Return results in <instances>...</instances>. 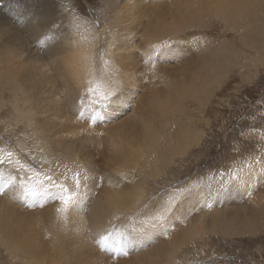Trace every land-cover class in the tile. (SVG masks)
I'll use <instances>...</instances> for the list:
<instances>
[{
    "label": "rangeland",
    "instance_id": "374dc122",
    "mask_svg": "<svg viewBox=\"0 0 264 264\" xmlns=\"http://www.w3.org/2000/svg\"><path fill=\"white\" fill-rule=\"evenodd\" d=\"M128 1L132 8L131 14L138 16L155 2L164 3L167 0ZM258 1L263 9L259 4L256 8ZM4 2L5 0L0 2V40L4 37L12 48L10 47V51L6 53L8 57L5 58L6 61H1L3 65L0 63V76H2L0 77V160L3 161L0 162V186L9 179L12 183L0 192V264H139V262L141 264L145 262L147 264L152 262L153 264H264V230L246 229L231 235L224 230L219 231L207 226L206 223L212 220L215 225L219 224V219H223L221 210L227 211V209L222 208L221 202H218L207 211L204 195L208 187L211 199H218V195H212L216 191L211 190H217L218 185L222 184L220 178H226L227 188L231 185L236 189L238 206L241 203L250 217L259 210L260 206H264V28L262 27L264 0L252 3V9L246 17L238 13L227 19L221 13L210 12L202 24L195 23L192 28L184 31L182 35L179 34L176 39H170L168 45L159 46V44V51L155 53V61H159L150 64L146 60H141L135 75L131 72L124 74L126 84L123 90L111 79L105 78V85L98 82L97 85L101 87L96 89L99 91L104 92L108 89V93L120 95L121 103L114 105V108L126 105L127 112L134 110L133 107L136 108L134 121L126 122V125L129 123L128 126L133 127L128 129L125 123L123 126L127 127L124 129L125 135L131 137L133 134L132 137H134L137 134V136L133 140L131 137V145L126 142L123 153L118 154H115L114 150L119 146L116 144L119 143L117 135L123 131V126L119 127L121 115L108 117V113H104L100 104L93 103L95 97L90 92H79L78 95H82V98L77 96V99L68 93L66 87L59 86L60 82L55 79L56 71L52 66L53 63L56 64L55 57L46 56V52L41 53L42 50L34 44L35 41L29 40L26 27L20 19L23 16L21 13L25 14L27 9H31L32 14L37 15L36 20L41 21L40 24L55 23L58 19L62 21L65 18L64 13H58L60 3L68 10L75 11L77 15L88 18L101 31L100 44L96 45V72L97 76L103 77L104 58L110 40L108 36L110 28L107 27L106 20L112 7L109 0H30L28 2L27 0H6ZM13 2H18L16 9L14 13L8 14L5 5L8 4L9 7V4ZM37 2L39 8H42L45 3L53 2V7H50L51 12L46 14L42 10L38 15ZM240 3L244 5L245 0H240ZM242 5L234 4L232 9L238 11ZM251 17L254 19L253 25L246 20ZM56 25L59 26V22ZM261 27L263 32L260 31ZM132 34L134 33L126 36H132ZM14 37L23 38V41H28L29 45V41H33L31 47L39 53L41 64L47 68L44 67L46 73H50L49 76H53L52 79L55 80L57 91L50 89L48 80L43 81L44 72L36 75L38 81H32L31 85L36 86L35 89L47 90L43 101L35 94L26 93L31 88L29 85L25 87L22 85V76L19 73L26 71L29 76H33L38 72L39 67L37 65V68H33V59L27 56V50L30 47H22L16 43ZM150 38L151 41H149ZM140 40L141 45L145 46L152 41H157V38L145 36L143 39L140 37ZM136 44L135 41L131 46L127 44L120 50L118 48L116 53L127 57L131 47ZM157 47L154 51L158 50ZM161 47L171 51L165 53ZM150 50L153 51V48L150 47ZM160 53H165L167 56L164 58ZM130 54L138 57L140 51L134 49ZM205 61H210V64H207L211 65V68L215 66L214 72L208 70L209 72L205 73L200 70L201 68L198 69L199 65ZM17 66L20 68L18 71ZM4 69L11 70V74H16L18 78L9 76L10 73L7 70L5 74ZM116 74L114 73L115 76ZM205 75L210 76L208 80H205L208 86L207 94L194 96L193 89L196 87L194 83L199 82V76L204 78ZM9 77L12 79H10L11 82ZM192 86L193 89H191ZM10 89L15 91L11 92ZM101 92H97L96 96L98 97ZM154 95H156L155 98ZM19 98L20 102H16ZM25 100L31 104L27 106ZM25 105L27 110L24 109ZM149 107L151 110L155 109L157 116L153 111L152 115H145ZM16 108L21 111L18 112ZM81 110L84 111L83 116L80 115ZM61 114L64 115L63 119L60 117ZM96 114L103 118L93 123L91 117ZM53 117L57 119L53 121ZM153 117L155 119L160 117V124L157 127L155 123L148 128L147 122L151 123ZM21 119L25 121V124ZM116 121L117 128L120 129L119 133H116L117 128L114 125ZM52 125H55L54 129ZM47 126L50 128L47 129ZM111 127H113L115 139L112 138L110 143L104 138L107 139L110 136L109 128ZM176 127L179 128V132L172 135L174 138L170 145L163 143L159 145L157 141L155 142L157 135L162 140L166 139L165 135L171 133V130ZM131 129L136 132L132 133ZM183 131L184 133L181 134L180 132ZM80 133L88 134V137L83 134L87 139ZM78 135L86 139L85 142L78 141ZM96 135L98 138L101 136L100 141L95 137ZM81 137L79 139H82ZM66 139L73 141L72 149L67 152L62 150L64 146L62 143L67 144ZM60 140L62 141L59 142ZM43 143L49 148L48 155L42 151ZM103 143L106 144L103 146ZM7 151L12 153L11 158L8 157ZM135 157H140L141 160ZM17 160L19 164L16 163ZM88 160L96 165L95 169L89 170L86 167L89 164ZM256 171L260 175H257ZM76 173L80 174L79 188L72 179ZM107 174L108 177L105 176ZM46 176H51L52 181L49 182ZM142 176L144 179L141 178ZM109 182H111L110 185ZM55 184H64L66 191L54 187ZM202 188L204 189L201 190ZM25 189L30 193L35 192L36 195H26ZM118 194L123 198V203H114L113 197L119 196ZM64 200L69 201L67 205L64 204ZM62 208H66V211H60ZM213 210L215 211L212 212ZM217 212L218 215H215L214 213ZM100 214L101 216H98ZM183 216L188 219H184ZM30 231L34 232L29 233ZM105 236L109 237L107 246L102 242ZM116 246L121 248L119 253L114 250ZM157 246H161L159 252H156L159 250L155 248ZM151 249L154 254L150 251ZM148 250L155 257L151 255L152 261L149 260L150 255L145 254L149 252ZM161 250L162 255H159ZM138 253L141 257L143 256L142 260L138 257ZM155 254L158 256L157 259Z\"/></svg>",
    "mask_w": 264,
    "mask_h": 264
},
{
    "label": "bare ground",
    "instance_id": "6f19581e",
    "mask_svg": "<svg viewBox=\"0 0 264 264\" xmlns=\"http://www.w3.org/2000/svg\"><path fill=\"white\" fill-rule=\"evenodd\" d=\"M3 1V0H2ZM30 1V0H27V2ZM37 1V0H36ZM51 1V0H50ZM134 1H144V0H134ZM1 2V0H0ZM6 2V0H5ZM4 2V3H5ZM32 2V1H31ZM109 2L111 3L112 7L110 9V14L107 15V27L110 28V31H109V35L110 36V40H109V44H108V50L107 52L105 53V64L103 66V77H99L97 76V72H96V45L100 44V30L92 24V22L80 15V14H76L75 11H70L67 9V7H63L60 3V6L58 7V13L62 14L64 13V18L62 21H59L56 20L55 23H46V24H40V22H38L36 20V17L37 15L35 14H32L33 11L28 10L27 9V13L25 12V14H22L23 16H21V21L22 23L24 24V26L26 27L25 29L27 30L28 32V38L29 40H33L35 41L34 44L35 45H38L40 48H41V53L43 52H46V56L48 57H55V63L56 64H52V66L54 67L56 73L54 75L55 79H57L59 82H60V85L61 87H66V89H68V93H70V95H74L73 97H77V96H80V99L82 98L81 96L82 95H78L79 92H82V93H85V92H89L88 90L89 89H92L93 87L95 88H98V87H101L100 85H97L98 82L100 84H103L105 85V78L107 79H111L114 81L115 84H117V86L119 88H123L126 84V77L124 76L125 73L127 72H131L132 75H135V73L138 72V66L141 65V60H146L148 61L150 64L152 62H158V61H155V53L157 51H159V46H164V45H168L169 44V40L174 38L176 39L179 34L182 35L184 31L188 30L189 28H192L195 23H199V24H202V22H205V17L206 15H208V13L212 12V13H221L223 15V17L225 16V18L229 19L231 18V16H235L237 15L238 13H240L241 15L243 16H247L249 15L250 11H251V5L252 3H256L257 0H245V4L242 5L240 3V0H167L165 1L164 3H154L149 9H147L143 14L141 15H138V16H133L131 14V11H132V8L130 7V1L128 0H124L122 2H120L119 0H109ZM260 1L257 2V5H256V8L258 7V4L260 5V7L262 8V4L259 3ZM18 3V2H17ZM17 3H10L9 4V7H8V4H6V12L9 14V13H14L15 9H16V6H17ZM42 3V2H41ZM40 3V4H41ZM53 3V2H52ZM49 4V3H45V5L41 8H39V5H38V2L36 3L38 8L36 9V11L38 12V15L39 13L43 10L44 13L48 14L51 12V8L50 7H53V5ZM43 4V3H42ZM234 4H238V5H242L241 7H239V10L238 11H235L232 9L233 5ZM32 5V4H31ZM58 5V4H56ZM36 6V5H35ZM31 7V6H30ZM33 7V6H32ZM250 7V9L248 10V8ZM21 8V7H20ZM24 8V7H23ZM263 9V8H262ZM24 10V9H23ZM21 11V10H20ZM35 11V10H34ZM57 11V10H56ZM42 12V13H43ZM134 12L136 13V11L134 10ZM24 13V12H23ZM16 14V12H15ZM14 14V15H15ZM41 15V14H40ZM50 15V14H49ZM11 16V15H9ZM19 16V15H18ZM32 16V17H30ZM12 17V16H11ZM15 17V16H13ZM16 18V17H15ZM48 18V17H47ZM14 19V18H13ZM4 20V19H3ZM7 20V19H6ZM247 22H250L252 23L251 25L254 24L252 17L250 19H246ZM20 21V22H21ZM11 22V21H9ZM19 22V21H18ZM59 22V26L56 25V23ZM249 23V24H250ZM53 26H55L56 28H54ZM245 28V25L243 26ZM241 26V28H243ZM262 27L264 28V25L262 24ZM261 27V28H262ZM2 28V27H1ZM5 26L3 27V30H4ZM260 28V31L263 30V28L261 29ZM23 31V29H22ZM256 31V30H255ZM263 32V31H261ZM260 32V33H261ZM26 33V32H25ZM131 33H134L132 34V36H126L127 34H131ZM253 33V31H252ZM27 34V33H26ZM1 35V34H0ZM15 35V34H14ZM22 36V35H21ZM27 36V35H26ZM107 36V37H108ZM145 36H151L153 38H157V41H152L151 43H148L147 45L145 46H142V42L140 40V37L143 39ZM15 40H16V43L22 45V47H30L28 50H27V56L29 57L30 56V59H33L32 60V66L33 68H37V65H38V72L35 74V75H31L29 76L26 71H22L19 73V75L22 76L21 80H22V85L25 87L27 85H29L31 88L28 89V91L26 93H31L32 95L35 94L37 95L39 98H41V101L45 100V98L43 97L46 93H47V90H44L43 88H37L35 89L36 86L34 85H31L32 81L35 82V81H38L36 75L37 74H43L44 72V80L43 81H47L48 80V85H50V89H53V90H56L57 91V87L55 85V80L52 79V77L49 76L48 73H46L45 71V66L43 64H41L42 60H41V57L39 55V53L33 49L31 47V42L33 41H29L30 42V45L28 43V41H23L24 39L23 38H19V37H14ZM109 38V37H108ZM149 39V38H148ZM136 41V45L132 46L131 47V51L134 50V49H138L140 51V54H138L139 58L138 57H134V56H131L130 52L129 51V55L127 57H124L123 55L121 54H117V49L119 48V50L121 48H123V46L129 44L130 46L133 44V42ZM151 41V38L150 40ZM244 41V39H243ZM11 42V41H10ZM144 42V41H143ZM147 43V42H146ZM163 43V44H161ZM14 44V43H13ZM33 44V45H34ZM160 44V45H159ZM159 45V46H158ZM158 46V47H157ZM249 46V45H248ZM10 47L12 48V46L9 44L8 41L5 40L4 37H1V40H0V63L1 61L5 60V58L7 57L6 56V53H8L10 51ZM16 47V46H15ZM14 47V48H15ZM100 47V46H98ZM150 47L153 48V51L150 50ZM155 47H157L158 50L154 51L155 50ZM166 48V47H165ZM179 48V47H178ZM174 49V48H173ZM38 50V49H37ZM161 50L163 51L164 49H162L161 47ZM12 51V50H11ZM20 51V50H19ZM23 51V50H22ZM165 53H168L169 51H171L169 49L167 50H164ZM168 51V52H167ZM203 51V50H202ZM14 52V51H13ZM49 52V53H48ZM161 52V51H160ZM176 52V51H175ZM11 53V52H10ZM19 53V52H17ZM25 53V51L23 52ZM161 54L163 55V57L165 58L167 56V54ZM12 54V53H11ZM22 54V52H21ZM44 54V53H43ZM26 55V53H25ZM159 55V54H158ZM14 56V55H13ZM24 56V54H23ZM4 57V58H2ZM12 57V55H11ZM44 57V56H42ZM174 57V56H173ZM220 57H221V54H220ZM2 58V59H1ZM8 58V57H7ZM22 58V57H21ZM138 58V59H137ZM159 58V57H158ZM161 58V57H160ZM170 58V57H169ZM214 58V57H213ZM216 58V56H215ZM15 59V58H14ZM9 60V59H7ZM29 60V59H28ZM220 60H223V59H220ZM6 61V60H5ZM162 61V59H161ZM164 61V60H163ZM175 61V60H174ZM23 62V60H22ZM25 62H27L25 60ZM51 62V60H50ZM210 61H205V62H202L201 65H199L198 69L201 68L200 70H203L205 71V73L211 71V72H214L215 71V66H213L211 68V65L208 66L207 63H209ZM214 62V61H213ZM21 63V62H20ZM216 63V62H214ZM213 63V64H214ZM220 63V62H219ZM222 63V62H221ZM11 64V63H9ZM14 64V63H13ZM26 64V63H25ZM165 64V63H163ZM210 64V63H209ZM1 65H3L1 63ZM29 65V64H27ZM47 65H50V64H47ZM46 65V66H47ZM144 65V63H143ZM146 65V63H145ZM161 65V64H160ZM216 65V64H215ZM19 66H17V71L18 69L20 70V68H18ZM45 67V68H44ZM49 67V66H48ZM164 67V66H163ZM22 68V67H21ZM30 68V67H29ZM167 68V67H165ZM1 69V68H0ZM11 69V68H9ZM23 69V68H22ZM21 69V70H22ZM47 69V68H46ZM5 70V69H4ZM3 70V71H4ZM7 71H9L8 69H6ZM4 71L5 74L7 73V71ZM12 70V69H11ZM10 70V71H11ZM24 70V69H23ZM28 70V69H27ZM36 70V69H35ZM49 70H50V67H49ZM209 70V71H208ZM9 71L11 77L15 76L16 74L12 75L11 72ZM166 71V70H165ZM170 71V70H169ZM157 72V71H156ZM32 73V72H30ZM114 73H117L116 76L114 75ZM141 73V72H140ZM204 73V72H203ZM204 73V74H205ZM120 74V75H119ZM209 74V73H208ZM139 75V74H138ZM187 75V74H186ZM4 76V75H3ZM8 76V75H7ZM17 76V75H16ZM15 76V77H16ZM43 76V75H42ZM2 78V76H0ZM210 76H206L202 78L199 76L198 77V80L199 82H195L194 85L196 86L194 89H193V86L191 87V89H193V95H199V94H203V93H206V88L208 87L207 86V81H205L206 79L208 80ZM8 78V77H7ZM18 78V77H16ZM138 78V77H137ZM153 78V77H152ZM201 78V80H200ZM11 78L9 77V80ZM154 79V78H153ZM12 80V79H11ZM10 80V82H11ZM20 80V81H21ZM135 80V79H134ZM4 81V80H3ZM131 81V80H130ZM137 81V80H136ZM154 81V80H153ZM7 82V81H6ZM135 82V81H134ZM133 82V83H134ZM138 82V81H137ZM160 82V81H159ZM167 82V81H166ZM202 82V83H200ZM1 83V82H0ZM17 83V82H16ZM44 83V82H43ZM136 83V82H135ZM151 83V81H150ZM9 84V82H8ZM12 84V83H11ZM39 85H41V83H38ZM139 84V83H138ZM169 84V83H168ZM37 85V84H35ZM45 85V84H44ZM95 85V86H94ZM131 85V84H130ZM133 85V84H132ZM140 85V84H139ZM138 85V86H139ZM47 86V85H46ZM152 86V85H151ZM155 86V85H153ZM39 87V86H38ZM60 87V88H61ZM149 87V86H148ZM147 87V88H148ZM159 87V86H158ZM10 88V87H9ZM12 88V87H11ZM19 88V87H18ZM145 88V87H144ZM23 89V88H22ZM46 89H48L46 87ZM59 89V88H58ZM131 89H133L131 87ZM135 89V88H134ZM139 89V88H138ZM150 89V88H149ZM11 90V89H10ZM123 90V89H122ZM143 90V89H142ZM145 90V89H144ZM147 90V89H146ZM145 90V91H146ZM153 90V89H152ZM157 90V89H155ZM13 91V89L11 90V92ZM15 91V90H14ZM13 91V92H14ZM20 91V90H19ZM22 91V90H21ZM18 92V90H17ZM51 92V91H50ZM98 92H101V91H98ZM104 92H109L108 89H105ZM121 92V91H120ZM126 92V90H125ZM139 92V90H138ZM143 92V91H142ZM148 92L151 93V91L148 90ZM157 92V91H156ZM19 93V92H18ZM23 93V92H22ZM44 93V94H43ZM133 93V92H132ZM149 93V94H150ZM15 94V93H14ZM43 94V95H42ZM50 94V93H49ZM80 94V93H79ZM138 94V93H137ZM143 94V93H142ZM161 94V93H159ZM207 94V93H206ZM139 95V94H138ZM16 96V95H14ZM19 96V95H18ZM23 96V95H22ZM46 96V95H45ZM51 97V95H49ZM47 96V97H49ZM57 96V95H56ZM141 96V95H140ZM156 95H154V98H155ZM13 97V96H12ZM55 97V96H54ZM127 97V96H126ZM153 97V96H151ZM160 97V96H159ZM158 97V98H159ZM18 98V97H17ZM36 98V97H35ZM125 98V97H124ZM154 98H151V99H154ZM34 99V98H33ZM78 99V97H77ZM137 99V98H136ZM157 99V97H156ZM16 100V99H14ZM20 100L17 99L16 102H18ZM36 100V99H35ZM40 100V99H39ZM54 100V99H52ZM128 100V99H127ZM144 100V98H143ZM75 101V100H74ZM150 101V99H149ZM156 101V100H154ZM153 101V103H154ZM14 102V101H13ZM20 102V101H19ZM25 104L27 106H29L31 103L28 101V100H25L24 101ZM56 102V101H55ZM158 102H161V100ZM22 103V102H21ZM19 103V104H21ZM59 103V101H58ZM126 103V102H125ZM37 104V103H36ZM61 104V103H59ZM138 104V102H137ZM160 104V103H159ZM25 105L24 109L27 107ZM38 105V104H37ZM58 105V104H57ZM152 105V104H151ZM22 106V105H20ZM137 106V105H135ZM139 106V105H138ZM149 106V105H148ZM15 107V106H14ZM60 107V106H59ZM141 107V106H140ZM19 108V107H18ZM45 108V107H44ZM134 110L136 109L135 107H133ZM132 108V109H133ZM146 108V107H145ZM17 109V108H16ZM104 109V108H102ZM131 109V108H130ZM137 109H139L137 107ZM167 109V108H166ZM170 109V108H169ZM27 110V109H25ZM56 110V109H55ZM60 110V109H59ZM129 110V109H128ZM132 110V111H129L127 112V109H126V105H120L118 106V108H114L112 107L111 109H104V113H108V117H115V116H118L119 114L121 115V122H120V128L123 126V124L125 123L126 125V122H130L131 120L135 119L136 118V112ZM18 111V109H17ZM19 111H21L19 109ZM18 111V112H19ZM40 111V109H39ZM152 111L154 112L155 116H157L156 112H155V109H152L149 107V111L145 114L146 116H149L150 114L152 115ZM28 112V111H27ZM44 112V111H43ZM62 113L64 111H61ZM121 112V113H120ZM38 113V112H37ZM42 113V112H41ZM45 113V112H44ZM125 113V114H124ZM23 114V113H21ZM65 114V113H63ZM123 114V115H122ZM30 115V114H29ZM38 115V114H37ZM68 116V114H65V116ZM19 116V115H18ZM26 116V115H25ZM34 116V115H33ZM49 116V115H47ZM60 116V115H59ZM64 116V115H63ZM62 114H61V119H63L62 117ZM38 117V116H36ZM55 117H57L55 115ZM53 117V121H55V118ZM58 117V118H60ZM25 118V117H24ZM32 118V117H31ZM35 118V117H34ZM45 118V117H44ZM47 118V117H46ZM66 118V117H65ZM69 117H67L68 119ZM118 118V117H117ZM147 118V117H146ZM14 119V118H13ZM126 119V120H124ZM26 120V118L24 119ZM33 122H34V119L32 118ZM37 120V119H36ZM46 120V119H44ZM48 120V118H47ZM21 121H23L21 119ZM63 121V120H62ZM134 121V120H133ZM160 117H158L157 119H155V117H153V121L151 123H148L147 122V126L148 128L153 126L155 123H157V127L159 126L160 124ZM20 122V121H19ZM24 124H25V121H23ZM29 122V121H27ZM26 122V125L29 126ZM57 122V120H56ZM108 122V121H107ZM112 122V121H111ZM145 122V121H144ZM22 123V122H20ZM32 123V121L30 120V124ZM44 123V122H43ZM23 124V125H24ZM49 124V123H48ZM51 124V122H50ZM63 124V122H62ZM117 121L115 122V127L117 128ZM132 124V123H131ZM10 125V124H9ZM128 125H130L128 123ZM126 125V126H128ZM134 125V124H133ZM140 125V124H139ZM31 126V125H30ZM42 126V125H41ZM53 126V125H52ZM55 126V125H54ZM54 126H53V129H54ZM64 125H62L63 127ZM125 126V127H126ZM33 127V126H32ZM61 127V128H62ZM114 127V126H113ZM113 127L109 128L111 131H110V136L106 138H104V140H107V141H110L111 143V140L112 138L115 139L114 137V132H113ZM119 127L116 129V133H119L120 129ZM124 127V126H123ZM123 131H120L119 135V143H116V144H119V146H117L118 148H115L114 150V153L115 154H118L120 152L123 153V149L125 147V143L127 142L128 145H131V137H129L130 135H125V130L126 129L125 127L123 128ZM131 127L133 126H128V129H130ZM136 127V125H135ZM156 127V126H155ZM25 128V127H24ZM45 128V127H44ZM50 126H47V129H49ZM52 128V127H51ZM139 128V127H138ZM29 129V128H28ZM84 129V127H83ZM83 129H81L82 131H84ZM121 129V130H122ZM137 129V127H136ZM86 130V129H85ZM119 130V131H118ZM139 130V129H138ZM143 130V129H142ZM156 130V129H155ZM45 131H48V130H45ZM81 131V132H82ZM118 131V132H117ZM128 131V130H126ZM132 133H135L136 130L132 131V129L130 130ZM52 132V131H51ZM78 132H80L78 130ZM85 132V131H84ZM176 132H179V128L176 127L174 129L171 130V133L169 132V134L165 135L166 139H161L158 135L156 137V140L155 142L157 141V143L160 145V144H167V145H170L172 142H173V136ZM86 133V132H85ZM181 134L184 133L183 132H180ZM34 134V133H33ZM77 134V133H76ZM81 134V133H80ZM84 134V133H83ZM83 134H81L83 136ZM159 134V132H158ZM41 135V134H40ZM81 135H78L79 137H81ZM84 135H88V134H84ZM116 135V134H115ZM142 135V134H141ZM150 135V134H149ZM35 136V135H34ZM116 136V137H117ZM137 136V134L135 135ZM132 137V140L133 138H136V137ZM146 136V135H145ZM40 137V136H39ZM43 137V136H42ZM65 137H67L65 135ZM75 138H77L76 136H74ZM78 137V141H82L87 139L86 137L83 136V138H86V139H79ZM88 137V136H87ZM95 137L98 138V136L96 135ZM140 137V136H139ZM41 138V137H40ZM69 138V137H68ZM71 138V137H70ZM96 138V140H97ZM138 138V137H137ZM142 138L144 139V137L142 136ZM149 138V137H147ZM146 138V139H147ZM154 138V137H152ZM30 139V138H29ZM39 139V138H38ZM37 139V140H38ZM53 139V137H52ZM61 139V138H60ZM73 139V137L71 138ZM99 141L101 139V136L100 138H98ZM103 139V138H102ZM141 139V138H140ZM145 139V140H146ZM151 139V138H150ZM187 139V137H186ZM40 140V139H39ZM59 140V139H58ZM58 140H53L54 142L58 141ZM67 140V139H66ZM92 140V138H91ZM103 140V141H104ZM137 140V139H136ZM149 140V139H148ZM146 140V141H148ZM153 140V139H152ZM50 141V140H49ZM52 141V140H51ZM62 140H60L59 142H61ZM98 141V140H97ZM101 141V142H103ZM43 142V141H42ZM73 141H69L67 140V144H63L64 146H62V150L64 151H69L70 149H72L73 147ZM118 142V141H116ZM134 142V141H133ZM136 142V141H135ZM138 142V141H137ZM142 142V141H141ZM35 143H37L35 141ZM39 143V142H38ZM142 143H145L142 142ZM56 144V143H55ZM106 143H103V146L105 145ZM115 144V145H116ZM139 144V143H138ZM137 144V145H138ZM58 145V144H57ZM112 145V144H111ZM110 145V146H111ZM114 145V146H115ZM134 145V144H133ZM146 145V144H145ZM153 145V144H152ZM158 145V146H159ZM139 146V145H138ZM137 146V147H138ZM151 146V144H150ZM58 147V146H57ZM57 147H55L57 149ZM106 147V146H105ZM133 147V146H132ZM136 147V146H134ZM147 147V146H145ZM169 147V146H168ZM7 148V147H6ZM126 148H128L126 146ZM153 148V147H151ZM160 148V147H159ZM8 149V148H7ZM6 149V150H7ZM54 149V148H53ZM61 149V148H60ZM138 149V148H137ZM142 151V148L140 149ZM3 151V150H2ZM9 151V149H8ZM7 151V152H8ZM42 151L44 154H49V148L43 143L42 145ZM130 151V150H129ZM134 151V150H133ZM132 151V153H133ZM155 151V150H154ZM168 151V150H167ZM4 152V151H3ZM147 152V151H146ZM150 151H148L149 153ZM152 152V151H151ZM9 153V152H8ZM113 153V154H114ZM136 153V152H135ZM140 153V151L138 152ZM57 154V152H56ZM151 154V153H149ZM153 154V152H152ZM52 155V154H51ZM124 155V154H123ZM137 155V154H136ZM135 155V156H136ZM142 155V154H141ZM147 155V154H146ZM75 156V155H74ZM118 156V155H117ZM134 156V155H132ZM179 156V155H178ZM104 157H107V155ZM115 157V155H114ZM151 157V156H150ZM110 158V157H109ZM119 158V157H118ZM136 158V157H135ZM140 158V157H139ZM139 158H136V159H139ZM144 158V156H143ZM142 158V159H143ZM153 158V157H152ZM60 159V158H59ZM120 159V158H119ZM118 159V160H119ZM159 159V158H158ZM141 160V158H140ZM154 160V159H153ZM64 161V160H63ZM71 161V160H70ZM115 161V160H114ZM117 161V160H116ZM137 162V160H135ZM139 161V160H138ZM144 161H145V158H144ZM89 164L86 165V167L89 169V170H92V169H95L94 167L96 166L94 163H92L91 161H89ZM87 162V163H88ZM107 162V161H106ZM135 162V164H137ZM155 162V161H154ZM170 162V161H169ZM140 163V162H139ZM62 164V163H61ZM147 164V163H146ZM153 164V163H151ZM157 164V163H156ZM118 165V164H117ZM121 165V164H120ZM144 165V164H143ZM160 165V164H159ZM159 165L157 167H159ZM255 165V164H254ZM99 166V165H98ZM135 166V165H134ZM152 166V165H151ZM155 166V167H156ZM119 167V166H118ZM140 166H138L139 168ZM143 167V166H142ZM146 167V165L144 166ZM150 167V166H148ZM252 167V166H251ZM261 168V167H260ZM103 169V168H102ZM107 170H109V168H106ZM121 169V168H119ZM118 169V170H119ZM86 170V169H85ZM137 170V169H135ZM139 170V169H138ZM76 171V169H75ZM144 171V170H143ZM85 172V171H84ZM84 172H82V174H84ZM87 172V171H86ZM93 172V171H92ZM102 172V171H101ZM104 172V171H103ZM119 172V171H118ZM129 172V171H127ZM139 172V171H138ZM254 172V171H252ZM120 173V172H119ZM126 173V172H125ZM133 173V172H132ZM135 173V172H134ZM141 173V172H140ZM143 173V172H142ZM152 173V172H151ZM247 174L249 173L246 172ZM109 174V173H108ZM105 175V176H109V175ZM114 174V173H113ZM112 174V175H113ZM131 174V173H130ZM145 174V173H144ZM147 174V173H146ZM252 174V173H251ZM256 174L257 175H260V173L258 174L257 171H256ZM124 175V174H123ZM148 176L150 174H147ZM105 176H103L105 178ZM156 176V175H155ZM253 176H255L253 174ZM101 177V176H100ZM112 177V176H111ZM114 177V176H113ZM140 177V176H139ZM145 178L147 176H144ZM240 177V176H239ZM252 177V176H251ZM117 178V177H116ZM128 178V177H127ZM129 178H130V175H129ZM143 178V176L141 177ZM140 178V179H141ZM106 179V178H105ZM113 179V178H111ZM118 179V178H117ZM116 179V180H117ZM144 179V178H143ZM220 183L222 182L221 185H218L217 187V190L215 189H212L211 187V191H216L214 194H212L213 196L214 195H218V199H211L212 197H210V193H209V190L208 187L205 189V192L206 194L205 195V207H206V210L209 211L210 210V207H213L215 205H217L218 202H221V205H222V208H225L227 209V211L225 210H221V214H222V218L219 219V224L215 225V222H209V223H206L207 226L211 227V228H216V230H224L226 231L225 233L227 234H231V235H235L237 233H240L242 231H246L249 230V231H252V230H264V206H260L259 210L258 211H255L251 217L248 215V213L246 212V209L244 207H242L241 203L240 205L238 206V201L236 199V194H235V187L231 186L227 188V183L228 181L226 182V178H220ZM240 179V178H239ZM254 179V178H253ZM258 179V178H257ZM95 180V179H94ZM120 180V179H119ZM234 180V179H233ZM118 181V180H117ZM121 181V180H120ZM120 181H119V184H120ZM133 181V179H132ZM202 181V180H201ZM258 181V180H257ZM108 183V181H105ZM142 182H144L142 180ZM146 182V181H145ZM233 182V181H232ZM111 182H109V185H110ZM113 183V182H112ZM226 183V184H224ZM235 183V181H234ZM241 183V182H239ZM238 183V184H239ZM245 183V182H244ZM118 184V183H117ZM224 184V185H223ZM230 184V183H229ZM233 184V183H232ZM242 184V183H241ZM248 184V183H247ZM20 185H23V184H20ZM105 185V183H104ZM116 185V184H115ZM234 185V184H233ZM236 185V184H235ZM240 185V184H239ZM19 186V185H18ZM15 187V186H14ZM116 187V186H115ZM114 187V189H115ZM130 187V186H129ZM141 187V185H140ZM204 187V185L202 186ZM214 187V186H213ZM239 187V186H238ZM242 187V186H240ZM247 187V186H246ZM16 188V187H15ZM21 188V187H20ZM107 188V187H106ZM111 188V186H110ZM109 188V189H110ZM118 188V187H117ZM126 188V187H125ZM124 188V189H125ZM128 189V187L126 188ZM204 188H202L201 190H203ZM238 189V188H237ZM242 189V188H241ZM112 190V188H111ZM246 190V189H245ZM114 191V190H113ZM194 191V190H193ZM110 192V191H109ZM116 192H117V189H116ZM118 192H119V189H118ZM122 192V191H121ZM125 192V191H124ZM238 192V191H237ZM105 193V191H104ZM114 193V192H113ZM132 193V192H131ZM143 193V192H142ZM189 193V192H188ZM196 193V192H195ZM200 193V191H199ZM203 193V192H202ZM100 194V193H99ZM198 194V193H196ZM103 195V194H102ZM117 195V194H116ZM119 195V194H118ZM136 195V194H135ZM190 195V194H189ZM110 196V194H109ZM123 196V195H122ZM195 196V195H194ZM193 196V197H194ZM186 197V196H185ZM184 197V198H185ZM198 197V196H197ZM140 198V197H139ZM201 198V197H200ZM260 198V197H259ZM97 199V198H96ZM142 199V198H141ZM262 199V198H260ZM113 200H114V203H123V198L119 195V196H115L113 197ZM129 200V199H128ZM131 200V199H130ZM187 200V199H186ZM202 200V199H201ZM163 201V200H162ZM182 201V200H181ZM263 201H264V197H263ZM125 202V200H124ZM192 202V201H191ZM204 202V201H203ZM111 203V202H110ZM147 203V202H146ZM145 203V204H146ZM157 203V202H156ZM200 204V202H198ZM99 204V203H98ZM113 204V203H112ZM126 204V203H125ZM152 204V203H151ZM185 204V202H184ZM202 204V202H201ZM93 205V204H92ZM114 205V204H113ZM122 205V204H121ZM180 205V204H179ZM110 206V205H109ZM115 206V205H114ZM144 206V204H143ZM159 206V205H158ZM124 207V206H123ZM121 207V208H123ZM132 207V206H131ZM157 207V206H156ZM180 207V206H179ZM198 207V206H197ZM93 208V206H92ZM126 208V206H125ZM158 208V207H157ZM156 208V209H157ZM182 208V207H181ZM240 208L239 210H236L235 212L233 211L234 209H238ZM148 209V208H147ZM160 209V208H159ZM163 209V208H161ZM173 209V208H172ZM200 209V208H199ZM149 210V209H148ZM184 210V209H183ZM120 211V210H119ZM124 211V210H123ZM122 211V212H123ZM127 211V210H126ZM155 211V210H154ZM158 211V210H157ZM162 211V210H161ZM176 211V210H175ZM180 211V210H179ZM215 210H213L212 212H214ZM96 212V211H95ZM100 212V211H99ZM163 212V211H162ZM185 212V211H184ZM154 213V212H153ZM180 213V212H179ZM97 214V213H96ZM121 214V213H120ZM165 214V213H164ZM178 214V213H177ZM215 215L217 214L218 215V212L217 213H214ZM123 215V214H122ZM98 216H101L98 215ZM172 216V215H171ZM177 216V215H175ZM167 217H168V214H167ZM184 219L187 218L185 216H183ZM166 218V217H165ZM165 218H162V219H165ZM217 217H215L216 219ZM97 219V218H96ZM176 219V218H175ZM188 219V218H187ZM190 219V218H189ZM173 220V219H172ZM169 221V219H168ZM171 221V220H170ZM179 222V221H177ZM29 224L31 222H28ZM33 223V221H32ZM31 223V224H32ZM38 222H36L37 224ZM165 223V222H164ZM175 223V222H174ZM183 223V222H181ZM186 223V222H185ZM188 223V222H187ZM28 224V225H29ZM143 224V223H142ZM161 224V223H160ZM167 224V223H166ZM172 224V223H171ZM175 224H178V223H175ZM174 224V225H175ZM33 225V224H32ZM31 225V226H32ZM35 225V224H34ZM33 225V226H34ZM50 225V224H49ZM181 225V224H180ZM32 226V227H33ZM145 225H143L144 227ZM149 226V225H148ZM242 226V227H241ZM31 227V228H32ZM146 227V226H145ZM153 227V226H152ZM157 227V226H156ZM172 227V226H171ZM178 227V225H177ZM184 227V226H183ZM241 227V228H240ZM50 228V227H49ZM151 228V226H150ZM162 228V227H161ZM55 229V228H54ZM179 229V227L177 228ZM176 229V230H177ZM51 230V229H50ZM160 230V229H158ZM175 230V228H174ZM181 230V229H180ZM143 231V230H141ZM154 231V230H153ZM168 231H170V229L168 228ZM178 231V230H177ZM34 232V231H33ZM33 232H29V233H33ZM196 232V231H194ZM36 235V234H35ZM169 236V235H168ZM167 237V236H166ZM27 238V237H25ZM166 239V238H165ZM168 239V238H167ZM26 240V239H25ZM29 240V239H28ZM36 241V240H35ZM163 242V240H161ZM160 241V242H161ZM172 241V240H171ZM25 242V241H24ZM161 242V243H162ZM29 243V242H28ZM156 243V242H155ZM160 244V243H159ZM165 244V243H164ZM29 245V244H28ZM157 245V244H156ZM23 246V245H22ZM34 246V245H33ZM155 246V245H154ZM165 246V245H164ZM168 245L166 244V247ZM25 247V246H24ZM153 247V246H151ZM161 247V246H160ZM160 247H155L156 249L158 248L159 250H155L156 252H159L160 251ZM163 248V247H162ZM161 248V249H162ZM26 249V247H25ZM31 249V248H30ZM29 250V249H28ZM164 250V248H163ZM147 251V250H146ZM144 251V252H146ZM149 251V250H148ZM152 252V249L150 250ZM150 251L148 253H145L146 255H150V259L151 260L154 255L153 252L152 254L150 253ZM154 251V250H153ZM155 252V253H156ZM150 253V254H149ZM165 252H163V255ZM175 253V252H174ZM37 254V253H36ZM139 254V253H138ZM159 254V253H157ZM156 255V259L158 258V256ZM141 254L138 255V257H141L140 256ZM151 255L153 257H151ZM159 255H162V250H161V253ZM41 256V255H40ZM39 256V257H40ZM137 257V256H136ZM143 257V256H142ZM142 257L140 258V260H142ZM148 258V256H146ZM146 257L144 258L145 261L147 260ZM169 257V256H168ZM155 258V257H154ZM164 258V257H163ZM143 259V262H145ZM161 259V257H160ZM40 260V259H39ZM148 260V262H149ZM155 260V259H154ZM152 261V260H151ZM158 262V260H156ZM139 264H141L139 262ZM143 264H147L146 262L143 263ZM153 264V262H152ZM156 264V263H155ZM158 264V263H157Z\"/></svg>",
    "mask_w": 264,
    "mask_h": 264
},
{
    "label": "snow or ice",
    "instance_id": "6c2138e0",
    "mask_svg": "<svg viewBox=\"0 0 264 264\" xmlns=\"http://www.w3.org/2000/svg\"><path fill=\"white\" fill-rule=\"evenodd\" d=\"M90 93L93 94V96L95 97V99L93 100V103H98L100 104L104 109H111L114 105H119L121 103V99H120V95L117 94V93H108V92H101L99 94V96L97 97L96 94L97 92L99 91L98 89L96 88H92V89H89L88 90ZM81 103H83V101H81ZM80 115L83 116L84 115V111L81 110L80 112ZM103 117H101L99 114H96V115H93L91 117L92 119V122L95 123L97 121V119H102ZM8 157L11 158L12 156V153L9 152L8 154ZM0 162H3L2 160H0ZM17 164H19V161L17 160L16 161ZM21 167H24L23 165H21ZM31 171V169H29ZM46 179L51 182L52 181V177L51 176H46ZM72 179L74 180L75 184H76V187L79 188L80 186V183H81V180H80V174L79 173H76ZM12 183V180L9 179V180H6L4 182V185L3 186H0V192H3L4 191V187L8 186V185H11ZM43 183V182H41ZM54 187H57L59 189H61L62 191H66V188H65V185L64 184H55L53 185ZM45 193H46V190H45ZM25 194L28 195H36L35 192H29L27 189H25ZM68 200H64V204L67 205L68 204ZM60 211H66V208H62L60 209ZM109 237L108 236H105L103 238V243L106 244L107 246V241H108ZM115 252L119 253L121 251V248L119 246H116L114 248Z\"/></svg>",
    "mask_w": 264,
    "mask_h": 264
}]
</instances>
